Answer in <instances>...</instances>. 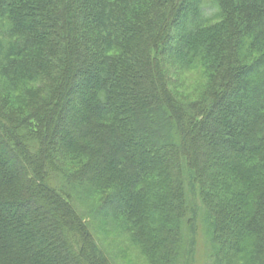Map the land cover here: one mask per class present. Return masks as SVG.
I'll use <instances>...</instances> for the list:
<instances>
[{
  "label": "trees",
  "instance_id": "1",
  "mask_svg": "<svg viewBox=\"0 0 264 264\" xmlns=\"http://www.w3.org/2000/svg\"><path fill=\"white\" fill-rule=\"evenodd\" d=\"M0 143V264H264V0H0Z\"/></svg>",
  "mask_w": 264,
  "mask_h": 264
},
{
  "label": "rangeland",
  "instance_id": "2",
  "mask_svg": "<svg viewBox=\"0 0 264 264\" xmlns=\"http://www.w3.org/2000/svg\"><path fill=\"white\" fill-rule=\"evenodd\" d=\"M173 42L175 43L174 40ZM205 65L206 64L203 63V66L199 68L195 67L192 69H185L183 74H180V76L176 77L177 78L176 83H178L177 86L175 87L176 93H178L179 95L185 98H191L197 95L199 87L203 86L204 82H206L207 80L206 74L208 73L207 70L205 69L206 68ZM80 95H81L80 87H76L74 96L69 101L68 106L72 104H77ZM65 122L66 120H64V123ZM59 132L60 133H58L56 136V140H60L63 138L62 131ZM4 155L7 156V153L4 152ZM0 179H2V177H0ZM37 203H40L42 205V201L40 199L37 201ZM47 213L50 214V211L47 210ZM32 214L36 215V212L34 213L32 212ZM11 217L12 219L10 221H14L15 223L16 220L14 219H17L15 218L16 216H11ZM87 220L89 225L90 222L93 223L91 221V218H87ZM114 226L115 224H112V222L98 221L96 225V230L94 231L98 243L102 247H105V249L110 253V257L111 259H113L114 263L115 264H147L148 260L139 253V249L136 247L135 243L131 241L130 237L127 234H125L124 230L123 229L119 231L115 230Z\"/></svg>",
  "mask_w": 264,
  "mask_h": 264
}]
</instances>
